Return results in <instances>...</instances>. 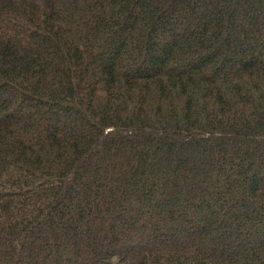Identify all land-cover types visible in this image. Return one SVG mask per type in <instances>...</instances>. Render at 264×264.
<instances>
[{
  "label": "trees",
  "instance_id": "obj_1",
  "mask_svg": "<svg viewBox=\"0 0 264 264\" xmlns=\"http://www.w3.org/2000/svg\"><path fill=\"white\" fill-rule=\"evenodd\" d=\"M0 264H264V0H0Z\"/></svg>",
  "mask_w": 264,
  "mask_h": 264
},
{
  "label": "rangeland",
  "instance_id": "obj_2",
  "mask_svg": "<svg viewBox=\"0 0 264 264\" xmlns=\"http://www.w3.org/2000/svg\"><path fill=\"white\" fill-rule=\"evenodd\" d=\"M65 120H66L65 116H62L61 117V122H64ZM144 217H148V216H144ZM171 226H175V224H171ZM118 231L121 232V228H118Z\"/></svg>",
  "mask_w": 264,
  "mask_h": 264
}]
</instances>
